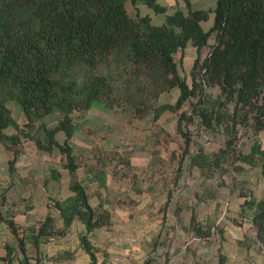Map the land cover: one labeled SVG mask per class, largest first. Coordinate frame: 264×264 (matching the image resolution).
<instances>
[{"label":"trees","instance_id":"16d2710c","mask_svg":"<svg viewBox=\"0 0 264 264\" xmlns=\"http://www.w3.org/2000/svg\"><path fill=\"white\" fill-rule=\"evenodd\" d=\"M139 2L155 12L164 10L156 0H0V140H15L16 133L5 132L9 126L22 130L7 104L16 100L26 118L29 137L44 150L56 147L64 157L75 195L59 208L65 227L75 215L84 222L86 231L79 235V242L91 264L96 256L88 232L109 225L110 212L90 205L85 187L75 175L77 162L69 139L76 127V109H87L95 100L111 107L118 99L112 97L115 87L109 74L97 70L111 53H123L135 74L147 75L157 90L135 99L126 91L120 93L121 99L133 105L144 103L160 90L177 87L175 102L156 105L155 116L163 109H177L189 102V117L210 126L225 113L218 112L214 100L208 107L203 105L201 96L207 87H218L219 93L233 102L231 116L248 120L253 133L264 130V0H216L209 30L200 24L207 14L204 10L185 14L176 10L167 14L163 23L153 24L149 15H139ZM128 4L136 8L134 13L129 12ZM211 33L213 42L202 56ZM188 43L196 51L188 73L190 81L180 72L174 56ZM54 110L59 118L53 126L38 120ZM185 113L177 118L180 132ZM59 129L64 132L62 141L55 137ZM260 152L264 168V149ZM4 198L1 190L0 202ZM1 221L17 238L23 254L21 264H30L25 255L27 242L37 249L45 238L65 230L55 226L49 213L37 224L21 229L13 217L0 211ZM253 222L256 237L264 246V199L258 202ZM195 230L200 235L210 234L207 228L198 226ZM6 250L10 254L12 248L7 246Z\"/></svg>","mask_w":264,"mask_h":264},{"label":"rangeland","instance_id":"374dc122","mask_svg":"<svg viewBox=\"0 0 264 264\" xmlns=\"http://www.w3.org/2000/svg\"><path fill=\"white\" fill-rule=\"evenodd\" d=\"M206 51L207 46H204L202 56ZM174 56L180 72L185 71L190 81L192 59L188 52L181 54L178 50ZM97 70L109 74L115 87L112 97L118 96V99L108 112L97 108L76 109L73 114L76 131L71 139L78 157V175L89 183L90 201L108 203L112 215V227L94 231L90 235L92 242L107 250L105 264H139L140 257L147 252L162 264L165 254L172 257L166 264H194L192 253L209 261L215 253L213 244L217 241L219 214L231 204L233 189L243 190L240 177L256 172V167L248 166L243 156L254 137L248 120L240 121L231 116L233 102L220 94L218 87H207L204 97L201 96L203 105L208 107L214 100L218 112L225 113L221 115L222 120L214 119L210 126L189 117V102L177 109L163 110L156 117L154 107L174 103L179 93L177 87L160 90L144 103L133 105L121 99L120 93H133L134 99L154 93L157 90L147 75H136L126 56L116 52L110 54L107 62L99 63ZM7 104L22 130L13 126L6 129L8 134L16 133V137L12 143L7 142L12 144L9 154L0 142V176L7 170L6 155L15 161L20 172L28 169L38 172H34L36 222L42 215L37 210L42 197L38 196L35 178H45L49 169L51 173L55 169L59 181L63 182L66 174L58 156L39 149L29 138L20 104L12 99ZM182 111L186 113L181 121L183 132H180L176 126ZM58 118L59 112L54 110L38 120L52 126ZM98 154L107 162L105 166L98 160L93 161ZM120 156L129 157L128 166L118 165ZM94 180L96 182H92ZM95 183L99 187L96 190ZM194 214L204 225L210 215L214 218L209 238H201L193 232L190 218ZM17 216L23 217L20 212ZM78 231L82 229L78 227ZM155 235H161L160 240L167 241L170 247L166 248L165 243L154 245L150 239ZM1 237L11 238L6 227L0 228ZM73 248H77L76 234L69 231L53 238L44 250L51 254ZM76 257L74 264H82L83 252L76 251Z\"/></svg>","mask_w":264,"mask_h":264},{"label":"crops","instance_id":"0c3cea01","mask_svg":"<svg viewBox=\"0 0 264 264\" xmlns=\"http://www.w3.org/2000/svg\"><path fill=\"white\" fill-rule=\"evenodd\" d=\"M156 2L164 7L163 11L155 12L152 7L142 2L136 4L139 15H149L150 20L153 24L163 23L166 19L167 14H170L176 10L181 11L184 14L193 10H204L207 14L205 18H202L200 20L202 28L204 30H209L212 25L216 0H156ZM128 10L130 13H134L136 8L128 4ZM210 37H212L211 41L209 40ZM212 42L213 33L208 36L206 45L207 49ZM186 52H188V57L192 59L193 63L196 51L195 47L191 43H188L182 52L180 51L181 54H185ZM112 107L113 106H106L102 101L95 100L87 109L97 108L102 112H108ZM163 110H161L156 117H159ZM75 124L77 123L75 122ZM19 126L22 127L20 124ZM75 131L76 127L74 133ZM74 133L69 139V144L72 147L77 162L75 174L76 178L85 187L90 205L93 208H104L110 212L111 222L109 225L96 226L90 232H88V239L90 240L95 251V264H105V260L108 259L107 250L105 249V247H97L92 242L90 235L98 229L111 228L112 215L108 203L99 201L94 204L92 201H90L88 192L89 183L83 180L84 178H81L78 175V157L76 156V149L74 148L71 142ZM252 136L254 137L250 143L249 151L243 156L248 166L253 165V167H256V172H253L254 175L240 177V179L243 180V190L238 191L233 189L234 197L232 198L231 204L229 205L228 209L224 208L222 210L221 215L219 214L220 220L217 228V241L213 244V249L215 250L213 258L209 261H205L206 259L203 261L202 258L204 257L201 258L200 254L192 253V255L190 256L194 259V261L192 260L194 264H264V246L259 242L258 238L256 237V229L253 222V213L258 206V202L264 199V168L262 167V155L260 152L261 149H264V130L260 129L254 132ZM55 137L58 141H62L64 138V132L60 129L57 130L55 133ZM0 142L4 143V147L6 148L5 150L8 151L9 154L11 149L9 143H5L2 140H0ZM38 148L44 150L40 147ZM44 151L54 156H58V159L60 160V165L65 170L66 175L64 177L63 182H60L59 174L56 173L55 169L52 170V173L49 169L48 174L45 176V178H35V185L39 189L38 196L40 195L42 197L40 200L41 207L40 209H37L42 215L41 217H39V219H37L36 222H34V172L35 174H37L38 172L35 171V169H28V171L22 173L17 169L15 161H12L9 155L4 156L5 162L7 164V170L5 174L0 176V191H4L5 198L3 202H0V211L5 216L13 217L14 221L18 223L20 227H27L33 224H37L47 213L53 216L55 226L57 228L65 227V216L59 206L65 205L75 195V191L71 186L72 177L64 164L65 160L63 155L61 154V152L57 151L56 147H53L51 151ZM128 158L129 157L127 156H120V158H118V165L122 163L128 166ZM92 159L93 161H100V165L103 166H105V163H107L106 161L102 160V157L99 154ZM40 176L42 177V175ZM92 182L96 181L94 180ZM93 188L95 190L98 189V183L93 184ZM55 195L57 197H54ZM18 212L22 213L23 217H18ZM213 219L214 218H212V215H210V219H208L206 225H204L203 222L196 220L195 214L192 215L190 218V225L193 232L201 238H209L210 234L205 236L200 235L196 232L195 229L199 226L202 229H210L211 232L213 226ZM157 222L158 221L155 220L154 225H156ZM1 227H6L8 232L11 234V238H0V264H21L23 254L18 250V241L16 236L4 221H1L0 228ZM78 227L81 228L82 231L77 232ZM69 231H74L76 234L77 248L63 249L61 251H55L51 254L47 253L46 250H44L45 246L49 242H51L53 238L59 235H65ZM85 231L86 228L84 222L75 215L72 218L70 224L65 227V230L62 233L57 232L53 236L45 238L39 244L37 249L34 248L33 244L27 242L25 245V255L27 256L30 264H74V260H77L76 251L80 250L85 255L82 264H91V258L89 254L81 247L79 242V235L84 233ZM156 236L157 235L153 236L150 239L151 241H153L152 243L154 245L160 246L161 244L165 243L166 248L170 247L168 246L167 241L160 240L161 235L157 237ZM7 246L12 248L10 254L7 253ZM101 254H103V257ZM163 256L164 264L168 263L172 258L170 254H165ZM139 261V264H162L161 261L155 257V255L151 254V252L145 253L143 256L140 257Z\"/></svg>","mask_w":264,"mask_h":264}]
</instances>
